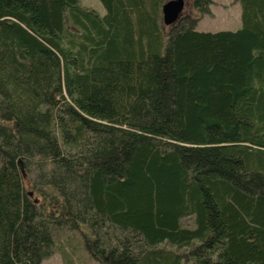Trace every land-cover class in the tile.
<instances>
[{"label":"trees","instance_id":"obj_1","mask_svg":"<svg viewBox=\"0 0 264 264\" xmlns=\"http://www.w3.org/2000/svg\"><path fill=\"white\" fill-rule=\"evenodd\" d=\"M100 1L0 0V264H264V0Z\"/></svg>","mask_w":264,"mask_h":264},{"label":"rangeland","instance_id":"obj_2","mask_svg":"<svg viewBox=\"0 0 264 264\" xmlns=\"http://www.w3.org/2000/svg\"><path fill=\"white\" fill-rule=\"evenodd\" d=\"M81 4L92 7L103 14L105 8L100 0H80ZM185 5L181 13L183 15L197 16L198 21L196 28L200 30H219V29H236L241 24V6L236 0H212L209 5L208 13H199L193 7V0H184ZM165 29L169 25H164ZM185 224H191V217L184 219ZM56 247L54 252L49 255L44 264H65L70 257L75 264H99L90 256L84 246L83 238L80 234L72 229H56Z\"/></svg>","mask_w":264,"mask_h":264},{"label":"water","instance_id":"obj_3","mask_svg":"<svg viewBox=\"0 0 264 264\" xmlns=\"http://www.w3.org/2000/svg\"><path fill=\"white\" fill-rule=\"evenodd\" d=\"M184 0H166L162 5V20L165 25L177 22L184 9Z\"/></svg>","mask_w":264,"mask_h":264},{"label":"crops","instance_id":"obj_4","mask_svg":"<svg viewBox=\"0 0 264 264\" xmlns=\"http://www.w3.org/2000/svg\"><path fill=\"white\" fill-rule=\"evenodd\" d=\"M199 20H200V18L197 20L196 25H197V23H198Z\"/></svg>","mask_w":264,"mask_h":264},{"label":"bare ground","instance_id":"obj_5","mask_svg":"<svg viewBox=\"0 0 264 264\" xmlns=\"http://www.w3.org/2000/svg\"><path fill=\"white\" fill-rule=\"evenodd\" d=\"M181 17V16H180Z\"/></svg>","mask_w":264,"mask_h":264}]
</instances>
